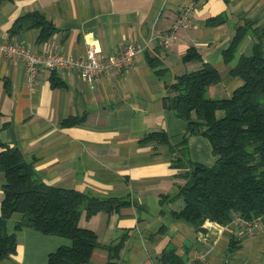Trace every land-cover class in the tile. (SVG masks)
Masks as SVG:
<instances>
[{
    "label": "crops",
    "instance_id": "1",
    "mask_svg": "<svg viewBox=\"0 0 264 264\" xmlns=\"http://www.w3.org/2000/svg\"><path fill=\"white\" fill-rule=\"evenodd\" d=\"M190 3V26L164 45L162 34ZM33 10L58 28L45 41H38L40 28L31 21L17 33L10 31L19 16ZM220 14L226 20L207 22ZM245 19L264 26V0H5L0 4V40L21 42L35 51L52 48L78 57L95 42L104 58L132 42L146 46L124 68L91 80L77 70L43 67L31 81L22 61L0 52V151L19 147L46 183L99 198L129 200L111 212L99 210L87 217L83 211L80 226L94 230L100 243L90 264L107 263L106 246L120 239L116 264H161L160 254L169 244L183 258L182 264H264V215L252 226L239 216L225 224L206 220L203 229L176 217L172 211L183 205L182 198L161 201V195L175 193L184 182L178 176L180 168L173 166L179 153L156 140L141 142L154 130H165L173 144L182 141L187 121L163 102L165 83L177 74L209 62L221 72V80L209 89L212 97H229L243 84L231 69L241 55L251 53L253 35L247 34L228 60L224 50ZM191 46L200 51L201 61L183 60ZM147 54L158 55L168 73L156 74ZM53 77L62 83L54 85ZM71 116L82 119L65 123ZM187 147L193 160L211 165L217 159L204 134H190ZM4 183L0 170V214ZM22 217L16 212L8 221L18 244L0 264H49L50 252L71 243L66 236L29 226L16 229ZM232 236L240 246L230 250Z\"/></svg>",
    "mask_w": 264,
    "mask_h": 264
},
{
    "label": "trees",
    "instance_id": "2",
    "mask_svg": "<svg viewBox=\"0 0 264 264\" xmlns=\"http://www.w3.org/2000/svg\"><path fill=\"white\" fill-rule=\"evenodd\" d=\"M5 0H0V4ZM226 20L225 14L208 18L209 24ZM26 21L40 28L38 41L47 40L58 28L39 10L19 16L11 33H17ZM254 37L250 54L240 56L231 69L243 79L229 97H212L209 89L221 80V72L209 62L198 69L177 74L166 81L164 105L187 121V131L179 143L173 144L165 130L149 131L141 142L158 141L169 145L174 158L173 166L180 168L178 176L184 179L175 193L161 195V201L182 198L183 205L172 213L199 229L206 220L228 223L236 216L251 221L264 215V26L252 19L236 26L231 45L224 50L230 59L247 35ZM148 63L155 73L163 76L169 71L162 66L158 55L147 54ZM185 62L202 60L198 49L191 46L183 56ZM62 83L53 77V84ZM223 110L222 115L218 111ZM81 116H71L65 123H76ZM208 137L216 161L211 164L193 160L187 152L190 134ZM0 170L5 175L4 198L0 214V262L16 251L18 238L8 229L11 216L19 212L22 219L15 224L19 229L32 227L46 234L63 235L71 239L48 255L49 264H90L93 249L100 245L97 233L79 224L83 211L92 216L99 210L111 212L129 200L123 197L99 198L90 192L46 183L37 174L17 146H6L0 151ZM123 239L106 246L110 252L105 264H116ZM240 246L231 237L229 249ZM161 264H181L183 258L169 244L160 254Z\"/></svg>",
    "mask_w": 264,
    "mask_h": 264
},
{
    "label": "built area",
    "instance_id": "3",
    "mask_svg": "<svg viewBox=\"0 0 264 264\" xmlns=\"http://www.w3.org/2000/svg\"><path fill=\"white\" fill-rule=\"evenodd\" d=\"M192 7L193 5L190 3L180 9L178 17L172 23L168 32L161 36V41L164 45H170L177 39L179 30L190 26L189 12ZM145 47L144 44L132 42L127 44L121 51L101 58L97 43L90 42L84 55L74 57L55 51L52 48H47L44 51H35L21 42L0 40V52L8 58L13 57L22 61L29 72L31 81L35 80L39 69L43 67L48 69L68 68L77 70L82 77L91 80L96 75L124 68ZM258 220L259 218H255L251 221L246 220V222L252 226Z\"/></svg>",
    "mask_w": 264,
    "mask_h": 264
}]
</instances>
